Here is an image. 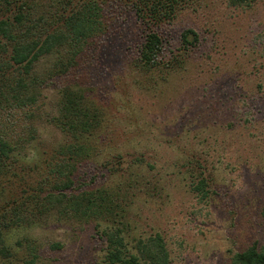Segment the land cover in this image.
I'll return each mask as SVG.
<instances>
[{"label":"rangeland","instance_id":"rangeland-1","mask_svg":"<svg viewBox=\"0 0 264 264\" xmlns=\"http://www.w3.org/2000/svg\"><path fill=\"white\" fill-rule=\"evenodd\" d=\"M103 6L105 27L83 45L74 69L54 71L64 61L60 49L34 63L43 84L0 203L69 178L67 192L109 191L121 217L38 208L29 224L6 231L12 264L29 247L37 264H104L101 230L114 220L128 246L158 232L168 264H229L233 252L264 244V0L190 1L154 27L160 59L148 67L139 62L135 12ZM186 28L197 36L187 49L179 37ZM65 87L94 108L89 131L70 136L61 128ZM69 144L83 146L79 158L62 152ZM198 178L206 197L191 189Z\"/></svg>","mask_w":264,"mask_h":264},{"label":"trees","instance_id":"trees-1","mask_svg":"<svg viewBox=\"0 0 264 264\" xmlns=\"http://www.w3.org/2000/svg\"><path fill=\"white\" fill-rule=\"evenodd\" d=\"M38 1V2H37ZM192 0H50L41 6L39 0H0V185L15 175L17 152L23 148L28 136L22 135L26 119L36 103L43 78L34 70V63L44 54L61 50L63 60H57L54 71L66 73L74 69L75 58L83 45L92 42L105 27L101 17L103 5L123 6L135 12L141 25L142 42L139 62L153 66L159 62L161 41L154 27L169 21L176 10ZM249 0H228L231 5H247ZM180 44L187 49L193 45L196 33L186 28L180 32ZM83 94L65 87L59 101L61 128L74 136L92 129L97 121L93 107L86 106ZM22 118V119H21ZM17 122L19 124H17ZM68 157L79 158L83 146L69 144L62 150ZM44 190L37 183L30 192L0 203V262L12 264V252L4 243L6 231L29 220L38 208L56 207L57 212L70 217L97 218L101 214L121 217L114 196L104 188L96 187L79 192L64 188L69 178ZM200 197H206L203 178L191 186ZM3 192L0 188V195ZM25 193V194H24ZM264 215V212H263ZM121 223L101 230L104 241V264H168V252L162 236L154 232L137 238L127 245ZM35 249L29 247L19 264H37ZM1 264V263H0ZM229 264H264V244L251 243L230 255Z\"/></svg>","mask_w":264,"mask_h":264}]
</instances>
